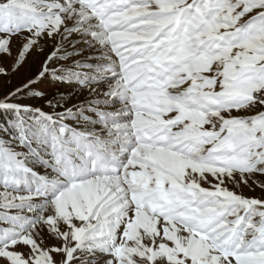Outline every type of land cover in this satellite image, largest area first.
Returning a JSON list of instances; mask_svg holds the SVG:
<instances>
[{"label":"snow or ice","instance_id":"6c2138e0","mask_svg":"<svg viewBox=\"0 0 264 264\" xmlns=\"http://www.w3.org/2000/svg\"><path fill=\"white\" fill-rule=\"evenodd\" d=\"M0 264H264V0H0Z\"/></svg>","mask_w":264,"mask_h":264},{"label":"rangeland","instance_id":"374dc122","mask_svg":"<svg viewBox=\"0 0 264 264\" xmlns=\"http://www.w3.org/2000/svg\"><path fill=\"white\" fill-rule=\"evenodd\" d=\"M257 194H259V193L257 192Z\"/></svg>","mask_w":264,"mask_h":264}]
</instances>
